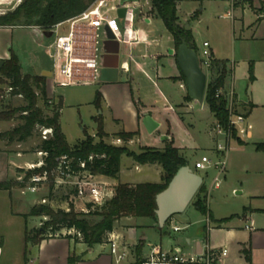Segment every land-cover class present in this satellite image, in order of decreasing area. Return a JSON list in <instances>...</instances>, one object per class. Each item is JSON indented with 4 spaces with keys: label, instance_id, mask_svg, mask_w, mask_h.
<instances>
[{
    "label": "rangeland",
    "instance_id": "1",
    "mask_svg": "<svg viewBox=\"0 0 264 264\" xmlns=\"http://www.w3.org/2000/svg\"><path fill=\"white\" fill-rule=\"evenodd\" d=\"M235 0H204L201 3L199 0H184L180 5V15L187 20L186 25L189 26V31L194 37V43L196 45L197 54L199 57L202 55L204 49V41H209L211 47L215 50L219 56L228 58L232 62L233 49L235 48V53L238 54L237 59L240 60V50L245 51V46L237 39L234 47V34L238 38V35L242 29V25H250L254 19V13L247 7L246 9L237 8L234 11L231 9V4ZM240 2L242 0H236ZM260 0H253L256 4H259ZM23 0H12L10 3L0 2V14H5L14 11ZM141 4L144 5V11H147L152 0H139ZM9 4V5H8ZM113 6H118V2H110L108 4L109 16L115 19L119 31L124 34L125 25L124 19L120 17L118 10H113ZM200 15L197 18L191 17V14L195 10H199ZM264 9V8H263ZM232 10L234 16L236 17L235 24L224 18V15ZM138 13V12H137ZM150 11L147 15H152ZM162 21L159 17H153L152 23L147 24L145 22H139L138 17L136 18L133 28L142 27L152 38L158 41V46L165 44L167 42L168 33L164 30L162 26ZM70 29L69 24H64L60 31L61 33H68ZM3 32L0 35V45H2L3 40L9 44L11 49V56L15 55L19 65L23 69L25 74L39 75L43 76L45 72L55 73V59L52 55L54 48L53 44L56 40L57 33H54L51 37H47L43 34V30H38L30 26H16L9 30L8 33L5 30H0ZM234 32V34H233ZM5 33V34H4ZM97 37V50H96V60L98 63V71L102 64V53L103 46L107 40V31L105 27H102L98 32ZM4 38V39H3ZM153 51L156 46L155 43L152 44ZM123 47V45H122ZM124 49V48H123ZM153 49V50H152ZM148 50L142 52V54H148ZM124 58V55L121 57ZM162 67V63L160 64ZM228 67L229 77L228 81H232L235 77ZM148 72L152 75V79L148 80L145 74H141L140 77L143 79L141 89H139V94L135 91L136 97H140L144 102L145 106L148 107L150 116L159 123V127L154 133H149L146 129L143 119L138 120L137 115L132 118L129 108L121 106L123 99L121 89L116 86H111L109 88H103V84L99 81V72L97 78L94 82L90 83H72L66 86H57L54 76L49 77L47 83L48 97L53 100L54 103H59L62 101V108L60 112V124L62 131L67 139L68 144L71 147L76 146L78 143L87 139L88 136L93 137L96 142L100 141V119H102L101 114L104 117L103 130L111 136L107 135L103 140L107 144H112L114 146L122 147L128 151L135 152L138 149L137 145L142 147H158L163 145L168 134L171 136V140L176 146L181 147L183 155L186 157L189 166L193 171L199 174L203 180L208 191L207 208L211 210L216 218L230 217L234 214L244 213V208L249 209L252 206L248 192L257 185L255 181L254 174L246 173L239 169V163L234 160L233 166H231V150L228 151L227 157V170L221 175V184L219 188H213L212 183L214 178L218 175V171L215 168L208 169H196L195 162L202 156H210L211 148L215 147L216 141L212 140L209 135V126H213L215 121L214 116L209 110V105L206 99L202 102L191 101L190 108L183 109L184 114L177 112H168L163 108L168 105L163 98L159 97L156 90L159 89L165 96L169 97L172 94V99L174 102L178 103L187 95V90L184 86H180L179 81H169L163 82L156 88L154 74L151 69L147 68ZM207 73V84L212 80L213 76L207 69H203ZM246 71H238L237 88L240 92V96L247 100L251 94H255V99L264 98V68L262 69L263 77L258 83H253L249 80L248 74L247 78L244 77ZM179 70H177V75ZM243 77L245 79H243ZM124 79V78H123ZM142 81V80H141ZM104 92L105 100L103 105L98 107L95 104L97 92ZM188 99V98H187ZM52 104V105H53ZM24 105L22 98L14 96L11 98H6L0 105V110H8V108H14ZM141 112V111H140ZM181 114V115H180ZM117 118H119L117 120ZM18 114L14 116L12 120L3 121L0 120V145H10V142L6 137H2L3 133H6L14 129L19 125ZM133 129L132 132L136 133L137 142L136 144H130L129 142H116L117 136L112 137L115 132H120L124 128ZM210 127V128H211ZM42 132L38 128L34 131V135L30 138L25 145L22 146L21 150L26 153L33 152L37 145L42 141ZM219 142L224 143V138L221 136ZM19 142H13L12 144L17 145ZM21 143V142H20ZM235 140H231V145L233 146ZM166 144V142H165ZM13 145V147H15ZM248 148V153L250 156L255 155L254 148L252 144ZM135 149V151H133ZM138 153V152H135ZM140 153V152H139ZM128 156L127 154H123ZM131 157V156H128ZM127 159L126 157L124 158ZM19 176H22L23 170H19ZM96 181H100L98 178ZM70 182V181H69ZM66 182L63 184L41 183L38 187L39 190L35 193H26V195L21 196L24 200V205L21 209L22 212L30 213L28 218L16 217L11 218L8 212V206L2 201L4 197V191L1 190L0 196V239H3V256L0 264H13V260L17 255L19 250L24 249V230L26 225L28 228H32L36 225L35 229H40L43 226L44 221L47 219L45 216H39L34 214L37 208L42 206L49 207L54 210L70 209V203L73 204L75 211L80 212L85 207L86 202L84 200L75 197L73 191V186L71 183ZM51 185L53 189L50 190ZM16 188V187H15ZM18 188V187H17ZM236 189V190H234ZM20 192V189H15ZM238 192V194L236 193ZM42 198L38 204L31 208L30 202L34 197ZM46 200L43 202V200ZM194 201V200H193ZM193 201L188 206V208L181 214L176 216L180 217L184 225L189 224V231L191 233H197L199 239L195 238L200 244H206L207 242V231L205 227L207 226V216L203 215L198 211L193 205ZM264 203V200H263ZM20 210V209H19ZM33 210V211H32ZM260 220L258 224H263L264 216H259ZM234 219V217H232ZM98 220L99 218H95ZM138 221L145 224L150 223L149 218H142ZM37 223V224H36ZM211 221V225H212ZM116 227L120 229V225L116 224ZM67 229H62L57 232L55 236L62 237L68 236ZM185 234V231L177 234ZM173 236V235H172ZM44 237H52L51 232L48 231L44 234ZM154 239H146V244L142 246L143 254H149L148 244H160L161 241L158 238V234L154 233ZM177 241L176 238L170 237L169 229L166 228L163 231L161 246L164 250H169L170 245ZM172 242V243H171ZM187 243V242H186ZM182 241V245L188 248V245ZM33 246V247H32ZM35 245H30L29 255L34 252H38V248ZM139 246V245H138ZM138 248V247H137ZM48 248H44L43 251H47ZM185 249V253H187ZM190 254V253H188ZM130 255V254H129ZM132 260V256H127L123 261V264H128Z\"/></svg>",
    "mask_w": 264,
    "mask_h": 264
},
{
    "label": "crops",
    "instance_id": "2",
    "mask_svg": "<svg viewBox=\"0 0 264 264\" xmlns=\"http://www.w3.org/2000/svg\"><path fill=\"white\" fill-rule=\"evenodd\" d=\"M183 1L184 0H178L177 3V15L179 23L182 26H184L187 22V20L180 15V5ZM199 1L203 3L204 0ZM126 2L130 3L132 7V10L130 11V14H132L133 16L131 20L132 23L130 24L129 20L124 19L125 30L121 38H115L105 28L107 31V36L111 35L115 39L110 40V42L108 43H106V40L104 43L102 64L99 70V81L103 84V88L116 86L121 89L122 94H125V96L123 95L121 106L123 105L125 108H129L132 118L136 114V118H138V120H141L145 117V115H151L148 107L145 106L141 98L136 97L137 95L135 94V91H137L139 94V89H141L140 86H142L141 84L143 82V79H141L140 77L141 74H145L147 79L150 81L155 80L152 79V75L148 72L147 68L151 69L150 71L153 72L154 78H156V88H158L159 85L163 82L165 83L171 80L179 81L180 86H184V88H186V85L185 80L182 79V72L178 65L176 55L177 48L174 38L165 27L162 19L160 18L164 30L168 33V37L167 42L165 41V44H161L159 46L158 41L154 38L151 39L150 35L142 27L133 28V24L135 23L137 17L138 21L144 24L145 22L147 24H151L152 18L158 17L153 11L152 4L147 11H144V5L141 4L139 0H127ZM230 4L233 11L237 8H241L244 10L247 7H250L255 16L254 21L250 25H242V29L238 35V38L233 32L234 47L236 44L235 40L238 39L246 49L245 51L240 50L241 59L235 60L238 56V54L235 53V48L233 49L234 58L232 59V62H229L230 60L228 58L219 56V54L216 53V49L214 50L211 47L209 41H204V43H209V49L212 53V61H225L227 70L229 66L231 67L230 69L235 77L232 81L229 82L227 80L229 77L228 72V76L225 81V89L226 91H230L232 89V100L234 103V107L239 113H242L247 117L248 123H251L253 125V129L247 135V137H237L233 139L235 140L233 146L231 145V139L229 142L228 150H231V166H233V161L236 160L239 163V169L241 171L254 174L257 185L254 186V189L252 188L248 192L250 200L252 199V206H250L249 209L244 208V213H242L241 215L237 213L231 215L230 217L221 218H216L214 213L209 210L211 215H206L208 223L205 227L207 231L206 244H200L198 241H195V238L199 239L198 232L191 233L189 231V224H182L185 222L176 215L173 216L170 219L169 223L166 224L163 228L159 227L158 221L156 222L155 220L150 218L149 219L151 220V222L145 224L138 221L143 217H122L114 225L112 238L118 246V251L125 252V258L130 255L132 256V260H130L128 264H140L142 262L146 255L143 254L142 247L140 250L137 247L138 245L143 246L144 244H146L145 241L147 238L154 239V233L158 234V238L160 239L159 241L161 242L159 245L152 243L148 244L149 251L154 246H160L162 248V236L163 231L166 228L169 229L170 237H177V241H175L174 244L170 245L169 250L177 249L184 252L185 249H187V253L199 254L205 251L206 245L211 248L225 246L229 249V256L224 260L223 264H264V222L263 224H258L260 220L259 216H264V151L257 150L258 144H264V98L255 99V94L253 93L250 97L247 98V100H245L240 96V92L237 88L238 71H246L244 73V77L247 78V74L249 77V67L251 64L254 67L255 79L253 81H251L250 79L249 80L253 83H258L259 80L263 77L262 69L264 68V0H260L259 4L253 2V0H242L240 2H237L235 0ZM201 10V8L199 10H195L191 14V17H199ZM232 10L228 11L224 15V18L231 20L235 24L236 17L234 16ZM148 11L153 14L147 15ZM229 13L231 14V17L228 16ZM119 15L121 18H123L125 12L123 10H120ZM14 27L16 26H0V30H5L4 32L8 33L9 30ZM33 28L43 30L40 27L36 26H33ZM44 31L45 30H43V34ZM1 34L2 33H0V35ZM191 36L194 42V37L193 35ZM153 43H155L156 46L154 47L155 49H152L153 51H151L150 47H153ZM9 47L10 46L6 42V40H3L2 45H0V60L4 61L11 58V49ZM143 50H148V54H142ZM105 54L109 55L106 59L104 57ZM123 55L124 58H121ZM161 63L162 67L160 66ZM177 70H179L178 75ZM21 71L23 74H25L22 68ZM50 73L52 76V72H45L47 76H50ZM244 77L243 79H245ZM46 78L48 83L49 77ZM100 92L102 94L101 105H103V101L105 100L104 92H102V90ZM156 92L160 98L162 97L163 100L168 103V105L163 108L168 112H177L178 109L179 112H182L183 115V109L190 108L191 101H195L187 99L188 91L187 95L184 96L183 99L178 103L174 102V100L172 99L173 97L171 92H169V97L165 96L159 89H157ZM260 95L264 96V93ZM101 116L104 124V117L102 114ZM118 119L119 118H117V120ZM215 123L216 119L212 123V127L211 124H208V126L210 129L209 135L211 139L215 140L217 143L220 137L215 134ZM132 130L133 129L125 127L123 130H120V132L113 133L112 137H118V134L122 132L134 133L132 132ZM105 133L107 134V137L111 136V134L107 132ZM164 139L165 140H163V145L151 148L163 150L167 144L172 143L175 147L180 149V152L183 155L181 150L182 148L176 146L175 143H173L170 134H168L167 138ZM128 142L130 144L138 143L136 136H134ZM12 143L13 142H10V145L7 146L0 145V182L12 180L18 181V177L20 175L18 172L19 170L24 171L31 165L37 164L42 160V156L39 154V150L37 148L33 152L29 153L21 150L22 146L25 145L27 141L21 143L19 142L17 145H14ZM250 144H252L254 148L255 155L253 156H250V154L248 153V148L251 146ZM13 145L15 147H13ZM137 147L139 150L135 151V149H133V151L138 153L141 152L142 149L146 148L140 145H137ZM211 153L212 155H210L209 157L212 160V163L219 160V154L216 149V144L215 147L211 148ZM125 157L127 158L126 160L124 159ZM227 165L228 164H226V170ZM162 171V167L158 164H139L132 157L122 155L118 178L115 179L102 175H98L97 178L100 180L99 182L107 185L111 189H114V187L119 183L136 185L138 183L144 182H161ZM18 188L20 189V187ZM18 188L14 187L12 188V190H3L5 195H3L4 197H2V201L5 202L9 207L8 212L11 218L21 216L28 218V216H30L31 214L21 211L24 205V200L21 199V196H24L26 194L23 195L21 193V190L18 193L17 190H15ZM236 193L238 194V192ZM40 200H42V198H39L38 195L37 197L32 198V201L29 204L30 210L32 207L36 206ZM232 217H234V219ZM211 221L213 223L212 225ZM116 224L120 225V229L116 227ZM174 226L179 227L180 230L174 231ZM35 228L36 225H34L32 228H28V226L26 225V228L24 230V249L18 251L13 260V264H123V261L125 260L124 258L120 262H117L116 256L112 254L111 251V242L96 244L93 247H88L80 239L67 236H55L43 239L40 243L33 244L35 245L34 247L38 248V252H34L33 254L29 255V246L32 244H28L26 248V229L32 230ZM184 231L185 234L177 235ZM182 241H184V243L187 242L186 244L188 245V248L182 245ZM0 243L1 262L3 256L2 238L0 239ZM44 248H48V250L44 252ZM8 263L10 264V262Z\"/></svg>",
    "mask_w": 264,
    "mask_h": 264
},
{
    "label": "trees",
    "instance_id": "3",
    "mask_svg": "<svg viewBox=\"0 0 264 264\" xmlns=\"http://www.w3.org/2000/svg\"><path fill=\"white\" fill-rule=\"evenodd\" d=\"M91 3L92 0H23L14 11L0 14V26H36L49 31L56 24L79 16ZM177 3L178 0H152L153 11L162 19L165 27L173 36L176 48L186 37L194 44L190 31H186L184 26L179 23ZM3 62L0 68V105L6 98L14 96L22 98L24 105L0 110V120H12L18 114L20 121L14 129L3 133L1 136L6 137L9 142H26L33 137L37 128L38 130H52L50 136L46 140H42L36 147L39 151L46 153L43 158L44 165L29 170L26 174V180L34 174L56 167L57 159L63 155L73 158L72 165L75 173L88 171L92 174L116 179L120 172L123 154L131 156L139 164H158L163 170L161 182L158 183L117 184L111 199L94 209H92L91 204H88V212L75 211L72 203H70L68 211L64 209L54 210L44 206L39 211L36 207L34 214L45 216L47 219L40 229H26V248L28 244H38L41 240L46 239L44 234L48 231L54 237L62 229H73L76 233L67 237H75L88 247H93L96 244L111 242L110 235L113 233L114 225L122 217H143L157 222V194L168 186L179 168L189 165L180 149L169 143L163 150L147 147L142 149L140 153H135L122 147L107 144L103 140L107 134L103 130L102 119L99 121L100 141L96 142L93 137L88 136L86 140L71 147L60 124L62 101L53 104L54 101L48 97L47 78L23 74L15 55ZM210 73L213 78L206 86L204 99H206L209 110L216 121L222 127L227 128L229 122L228 102L224 97L217 96L218 89L225 85L228 76L226 62L212 61ZM182 79L185 80L183 75ZM249 79L251 81L255 79L252 64L249 67ZM10 88H12L11 92H9ZM187 98L191 100L189 96ZM101 100L102 94L97 92L95 104L98 107L101 105ZM134 136L136 133L122 132L118 134V138L125 142ZM233 137L237 138L236 132H233ZM257 150L264 151V144H258ZM80 162L85 163L84 168L80 167ZM22 186L24 184L19 181H4L0 182V191L12 190L14 187ZM52 189L53 185L50 187V190ZM193 200V205L198 211L203 215H211L207 208V188L204 183ZM95 218L99 219L96 220ZM170 219L166 224L169 223ZM141 247L139 245L138 249L140 250Z\"/></svg>",
    "mask_w": 264,
    "mask_h": 264
},
{
    "label": "built area",
    "instance_id": "4",
    "mask_svg": "<svg viewBox=\"0 0 264 264\" xmlns=\"http://www.w3.org/2000/svg\"><path fill=\"white\" fill-rule=\"evenodd\" d=\"M110 2H118V6L112 7L113 10H123L125 12L123 19L129 20L131 24L133 16L130 14L132 10L130 3H122L121 0H92L91 5L79 16L58 23L50 29L53 31V34L57 33L52 53L56 68L52 76H54L57 86H66L72 83H90L94 82L97 78L99 72L96 60L97 32L102 27H105L115 38H121L122 36L115 19L108 14V4ZM228 16L231 17V14L229 13ZM64 24H69L70 29L68 33L63 34L60 29ZM199 60L201 68H206L209 73L212 65V53L208 42L204 43V49ZM11 91L12 88L9 89V92ZM217 96L224 97L228 102L229 122L227 128L222 127L217 121L214 125L215 134L219 137L222 136L225 144L217 141L216 149L219 154V160L216 162L212 163L210 157L205 155L195 162L196 169H208L210 167L217 169L218 175L213 180V188H219L221 175L226 171L229 142L231 139H234L233 132H236L237 137L241 138L247 137L253 129V125L247 122V117L239 113L234 107L232 89L226 91L224 85L218 89ZM40 131L42 132L43 140H46L52 133L51 129H41ZM116 142L121 143L125 141L117 138ZM39 154L42 156V160L37 164L31 165L23 171L24 174L22 176L18 177V181L24 184V186L20 187L22 194L28 192L36 193L41 183L51 182L56 186L57 184L70 181L69 183L72 184L75 191V197L86 202L82 212L89 211L88 204H91L92 209H94L112 198L114 189L96 181L98 175L88 171L75 173L72 165L73 158L68 155H63L57 159V165L53 169L34 174L26 180V174L29 170H34L44 165L43 158L46 156V153L39 151ZM79 165L81 168L85 167L84 162H80ZM45 201L44 199L43 202ZM173 230L179 231L180 228L174 226ZM67 233L74 235L76 231L71 229ZM112 237L113 234L110 236L111 251L116 256L117 262H120L125 258L126 254L125 252L118 251V246ZM228 256L229 249L225 246L211 248L206 245L205 251L199 254H188L177 249L164 250L160 246H154L140 264H223Z\"/></svg>",
    "mask_w": 264,
    "mask_h": 264
},
{
    "label": "water",
    "instance_id": "5",
    "mask_svg": "<svg viewBox=\"0 0 264 264\" xmlns=\"http://www.w3.org/2000/svg\"><path fill=\"white\" fill-rule=\"evenodd\" d=\"M121 1L125 3L127 0ZM184 28L189 31L188 25ZM44 35L51 37L53 31H44ZM114 39L113 36L108 35L106 43ZM176 55L178 65L185 78L188 96L191 100L202 102L207 86V74L200 66L195 45L186 37L177 48ZM107 56L109 55L105 54V59ZM3 63V60H0V68ZM49 75L47 76L44 73L43 76L51 77V73ZM143 123L149 133L154 132L159 126L150 115H145ZM203 183V178L193 171L189 165L179 168L168 186L156 196V215L159 227L163 228L170 218L183 213L191 204ZM38 210L40 211L41 207Z\"/></svg>",
    "mask_w": 264,
    "mask_h": 264
},
{
    "label": "bare ground",
    "instance_id": "6",
    "mask_svg": "<svg viewBox=\"0 0 264 264\" xmlns=\"http://www.w3.org/2000/svg\"><path fill=\"white\" fill-rule=\"evenodd\" d=\"M12 0H0V2L10 3ZM9 5V4H8Z\"/></svg>",
    "mask_w": 264,
    "mask_h": 264
}]
</instances>
